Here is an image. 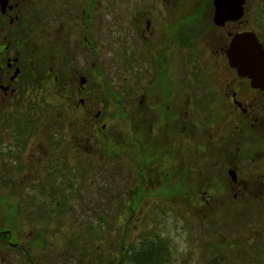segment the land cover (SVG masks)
I'll return each mask as SVG.
<instances>
[{"label": "rangeland", "instance_id": "rangeland-1", "mask_svg": "<svg viewBox=\"0 0 264 264\" xmlns=\"http://www.w3.org/2000/svg\"><path fill=\"white\" fill-rule=\"evenodd\" d=\"M63 1L70 0L56 1L57 23L69 20L68 3L76 4ZM138 4L136 12L139 7L142 12L149 3L105 0L102 27L88 33L89 43L98 49H89L81 37L70 43L62 31L50 36L48 23L41 25L35 62L41 65L42 77L30 86L27 98L8 120L7 134L0 135V185L4 183L3 189L0 186V224L13 231L10 244L0 241V264H80L82 247L92 254L90 264H109L108 258L118 252L126 219L122 214H127L130 192L141 180V165L143 198L137 199L127 239L135 252L144 244L160 241L162 257L168 258L165 264H264V197H234L244 187L245 191L264 192V164H257L264 161V138L250 140L259 130L248 126L239 144L243 151L229 153V158L227 147L219 145L223 136H234L232 126L239 124L240 118L229 113L233 111L224 99L227 82L238 75L230 71L224 54L173 55L168 59L166 67L171 71L167 74L150 55L129 53L128 42L142 46L141 38L128 35L127 30L132 20L129 11ZM109 5L116 11L107 12ZM247 9V28L257 31L256 0H249ZM118 25L123 30H117ZM82 78L86 81L81 85ZM209 80L215 86L203 92L202 83ZM151 82L152 90L148 88ZM160 85L168 91L166 96L161 93L163 99L162 95L152 96L163 106L159 110L164 112V106L173 100L171 89L190 113L198 114L183 118V134L174 144L169 139L166 148L158 145L160 136L164 143L166 131L159 118L150 136L136 125L137 119L157 117L153 111L158 110L152 109L149 115L148 103L140 106L139 102L146 90L152 93ZM249 90H241L244 102L250 99ZM209 95H216L215 100L209 102ZM81 99L85 104H80ZM31 102L37 104L36 109ZM123 110L122 117L119 112ZM195 128H199V144L214 130L215 138L208 143L216 151L192 150L197 141L187 138ZM178 156L183 157L182 162H176ZM167 166L185 168L199 190L210 196H214L210 192L220 191L221 196L209 199L201 195L196 202L189 194L194 189H183L185 173L181 170L175 172L183 194L170 195L159 175ZM232 170L246 186L233 182ZM56 187L63 188V193L56 194ZM221 191L229 192L222 195ZM60 200L63 218L59 227L56 203ZM14 206L17 223H13Z\"/></svg>", "mask_w": 264, "mask_h": 264}, {"label": "flooded vegetation", "instance_id": "flooded-vegetation-1", "mask_svg": "<svg viewBox=\"0 0 264 264\" xmlns=\"http://www.w3.org/2000/svg\"><path fill=\"white\" fill-rule=\"evenodd\" d=\"M56 1L57 0H0V135L7 134L8 124L14 117L16 109H19L21 102L29 93L30 86L35 84L34 82H38L39 78L42 77L40 75L41 65H39L38 61L37 63L35 62V58L36 55H39V48L37 47L36 40L42 29L41 25L44 22L48 23L47 29L50 36H55L56 33L62 31L64 39H67L70 43L74 41V38L81 37L86 40V44H89V49H98V45L92 46L89 43L88 33L94 28L96 31H99V28L102 27L105 18V0H74L76 4L72 5L68 3L70 8L68 9L69 12L67 14L69 15L67 18L69 20H66L64 23H62L63 21L57 23L55 16ZM137 1L145 2V0ZM146 1L149 4H147L142 12H139L140 7L136 12V8L139 4L135 9L129 11V18L132 20H130V26L127 27L129 32L128 35L134 38H136L135 36L141 38L142 46L140 47L137 42H128L130 46L126 49H128V52L131 54H136L139 51L150 55L155 65H158V67L162 66L163 69L166 68L167 74H170L171 71V69L166 67L169 64L168 59L173 55L178 56L179 54H183L184 56H197V54L207 55L218 53L224 54L227 59V53L232 40L238 34L248 32L254 33L264 49V0H256V13H258V16H255L258 22L257 31L247 28V24L249 23L247 20V3L249 0H245L244 15L241 19L226 21L223 25H217L215 22L216 7L214 0ZM63 2L67 3L72 1ZM109 6L110 9H107V12L116 11L114 5ZM46 13H48V15ZM121 29L123 30V26L118 25L117 30ZM72 33L76 36L74 37L71 35ZM31 44L36 46H31ZM226 62H228V59ZM50 71H53V67H50ZM230 71H234L235 74L238 75L236 70L231 67ZM237 77L238 79H234L233 82H227L226 94L224 97L225 101L228 102V107L233 111L229 113L237 114V117L240 118L238 120L239 124L232 126L236 130V132L233 133L234 136L231 138L223 136L219 143V145L225 146H223V148L227 147V150H225L227 158H229V153L240 149L241 152L243 151L242 147L239 148V144L241 146L243 134H246L247 128H249L248 126L259 130L250 140H258L259 138L262 140V138H264V133L261 134L262 131L264 132V87L252 88L249 79ZM237 82H239V85ZM213 85V81L210 80L202 83L203 92H208L207 89L212 88ZM152 86L154 85L151 82L148 88L152 90ZM248 87L250 88V99L248 102H244L240 98V93L242 89H247ZM82 88H84V86H82ZM198 89L199 88H197V90ZM156 90H153L152 93L146 90L145 95L141 97L142 100L139 102L140 106L144 102L148 103L147 110H149V115L152 109L158 110V112L153 111V114L157 115V117H155L156 119L154 118V120H152L149 118L148 121L137 119L136 125L138 129L147 132L149 135L155 130L157 125L156 120L159 118L166 131L163 135L164 143H162V137L160 136L158 145L160 148H164V146L166 148L169 139H172L171 143L174 144L176 139L183 134V118L187 117L191 119L198 116V114L193 112L190 113L188 110L189 108L186 107V105H182L177 99L180 95L177 96L173 94L174 91L171 89L173 100L169 105L164 106V112L159 110V108H163V106L156 104L152 96L156 97V95H159L160 97L163 93H165L166 96L168 90L165 89V87L162 88L161 85L160 88ZM155 91L158 93L153 95ZM80 92L81 90L79 94ZM147 93L149 95H147ZM175 97L176 99H174ZM163 98L164 96L162 95V99ZM208 98H211L209 102H212L215 100L216 95H209ZM159 101L161 102V99ZM84 102V99L80 100V104ZM189 102H192L190 98ZM31 103L34 104L36 109L37 104ZM163 104H165V102H163ZM138 113L139 111H137V114ZM134 114L135 112H133V116ZM98 117L99 116H95V118ZM173 123L176 124L172 125ZM169 127L171 128L170 130ZM104 129L105 127H103V130ZM197 129L199 128L193 129V135L187 138V140L197 141V143H193L194 149L192 148V150L210 151V154L212 151H216L217 149H213L211 143H208L215 138L214 128H211L213 132H209L208 136L203 137L202 144H199L200 139L196 136ZM51 130H53V127L49 128L50 132ZM192 137H195V139H192ZM178 145L180 146V144H177L176 147H178ZM51 146L53 149V143L50 142L49 147ZM214 153L216 154L218 152ZM176 159V162L183 161V157L180 158L178 156ZM259 162L260 161L257 163L258 165L264 164V161ZM234 171L236 174L235 181L233 182L239 183L240 186H246L247 182L237 174L236 170ZM231 182L232 181L229 180V183L233 186ZM245 189L246 187L243 188V191L241 188L237 190V192L234 193V197L236 198L238 194L241 195L242 198L248 199L264 197V192H251L250 189L247 188L248 190L246 191ZM228 192L229 191H221L222 195ZM210 193L214 194V196H210V194L202 192L201 190H199L197 194L200 198H202V195L203 198L209 197V199H213L220 194V191Z\"/></svg>", "mask_w": 264, "mask_h": 264}, {"label": "trees", "instance_id": "trees-1", "mask_svg": "<svg viewBox=\"0 0 264 264\" xmlns=\"http://www.w3.org/2000/svg\"><path fill=\"white\" fill-rule=\"evenodd\" d=\"M125 110H123L122 112H119V115L123 117ZM110 152V151H109ZM166 167V166H165ZM167 168H169L167 166ZM140 171H139V178L141 180H139V184L138 186L130 192V201L129 204L127 205V214H122L123 217H125V227H124V231L121 234L120 240H119V244H118V252L115 255H111V258H108L109 264H165L166 262H168V258L166 256V258L164 259L162 256L164 255L162 253V248L159 247L161 244L160 241H158L157 243L153 242L147 245H143L142 247H140L138 252H135V250H133L132 246L129 247V245H127V239H128V235L131 234V219L135 216L134 213L137 211V199L140 202L142 200V191L144 189V182L143 180L145 179L144 176V168L143 165L140 166ZM176 171H186V169L184 168L181 169L179 166H173L172 168L166 169L165 171H161V173L159 172L160 177L162 178L163 181V187L165 190H167L170 195H175V196H179L181 195V193L183 194V190H179V181H178V177L176 174ZM192 170V168H191ZM192 173V171H190ZM185 173V172H184ZM53 175V173H52ZM183 189L184 186H189V188H192L194 190H191L189 192V194H193L196 202L198 200V191H199V186L197 185L196 180L194 181V183L192 182L191 177H187L186 173L183 174ZM177 179V180H176ZM4 183H2L1 188L3 186ZM3 189V188H2ZM63 190V188L61 189V191ZM61 191L58 190V187L55 188V193L58 195L61 194ZM63 193V191H62ZM53 198V197H52ZM56 200H58L57 198H55ZM3 205V204H2ZM61 205H62V200H60L58 203H56V206L58 207V212H57V216L60 217V220L58 222L59 227L62 225V216H60L59 214L62 215V211H61ZM252 206H254L252 204ZM15 207V206H14ZM16 207L14 208V211L12 213L13 218L15 219L13 223H17V221H19L18 218V214L15 211ZM8 222H11L10 220ZM8 224V223H6ZM12 224V223H11ZM13 231L10 229H7L4 227H2V224H0V241H5L8 240V244H10V241L13 238ZM100 237V236H99ZM99 237H95L96 239ZM36 242H38L36 240ZM18 247V246H17ZM89 247V246H88ZM90 248V247H89ZM87 248L82 247L80 248L81 254L83 255V257H80V264H90L89 260L92 257V254L88 253V251L86 250ZM25 253L28 254V252ZM161 254V255H160ZM29 255V254H28ZM107 261V263H108ZM31 264H35V262H31Z\"/></svg>", "mask_w": 264, "mask_h": 264}, {"label": "water", "instance_id": "water-1", "mask_svg": "<svg viewBox=\"0 0 264 264\" xmlns=\"http://www.w3.org/2000/svg\"><path fill=\"white\" fill-rule=\"evenodd\" d=\"M216 7L215 22L223 25L226 21L239 20L244 15L245 0H214ZM229 66L241 78L249 79L252 88L264 87V49L254 33L236 35L227 53ZM81 79V85L85 83ZM235 181V172L230 171Z\"/></svg>", "mask_w": 264, "mask_h": 264}]
</instances>
